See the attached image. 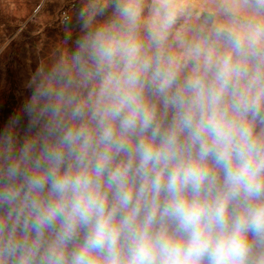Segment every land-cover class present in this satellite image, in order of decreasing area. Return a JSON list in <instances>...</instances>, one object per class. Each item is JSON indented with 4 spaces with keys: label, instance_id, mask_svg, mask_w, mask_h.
<instances>
[{
    "label": "clouds",
    "instance_id": "obj_1",
    "mask_svg": "<svg viewBox=\"0 0 264 264\" xmlns=\"http://www.w3.org/2000/svg\"><path fill=\"white\" fill-rule=\"evenodd\" d=\"M0 125V264H264V0H79Z\"/></svg>",
    "mask_w": 264,
    "mask_h": 264
},
{
    "label": "rangeland",
    "instance_id": "obj_2",
    "mask_svg": "<svg viewBox=\"0 0 264 264\" xmlns=\"http://www.w3.org/2000/svg\"><path fill=\"white\" fill-rule=\"evenodd\" d=\"M79 0H0V125L27 96L31 71L61 46L64 11Z\"/></svg>",
    "mask_w": 264,
    "mask_h": 264
},
{
    "label": "built area",
    "instance_id": "obj_3",
    "mask_svg": "<svg viewBox=\"0 0 264 264\" xmlns=\"http://www.w3.org/2000/svg\"><path fill=\"white\" fill-rule=\"evenodd\" d=\"M67 15H68V13H67L66 11H64L63 14H62L63 19H64Z\"/></svg>",
    "mask_w": 264,
    "mask_h": 264
}]
</instances>
